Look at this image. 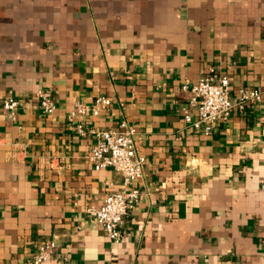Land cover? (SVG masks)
I'll return each mask as SVG.
<instances>
[{
  "label": "crops",
  "instance_id": "obj_1",
  "mask_svg": "<svg viewBox=\"0 0 264 264\" xmlns=\"http://www.w3.org/2000/svg\"><path fill=\"white\" fill-rule=\"evenodd\" d=\"M211 74L233 97L264 94V0H0V264H28L49 238L43 264H264V100L206 134L181 85ZM98 96L112 102L86 126L127 121L147 157L121 242L87 209L122 177L95 168L68 118Z\"/></svg>",
  "mask_w": 264,
  "mask_h": 264
},
{
  "label": "built area",
  "instance_id": "obj_2",
  "mask_svg": "<svg viewBox=\"0 0 264 264\" xmlns=\"http://www.w3.org/2000/svg\"><path fill=\"white\" fill-rule=\"evenodd\" d=\"M215 69L211 68L214 73ZM181 89L190 93L189 104L196 118L193 126L211 134L220 123L228 120L231 113L238 108L243 111L248 106L260 104L264 94L259 88L243 86L239 88L236 97L230 92V78L227 74L219 76L208 75L197 82L186 80ZM39 106L46 113L57 109L53 93L40 89L36 93ZM107 96H98L91 103L76 100L68 113L69 119L77 120V131L94 139L91 160L97 170L113 168L122 177V186L110 192L99 207L90 206L88 215L98 226L102 227L112 242H121L125 238L122 225L126 217L134 210L142 192L135 185L146 170L147 157L142 154L136 143L137 130L123 120L119 128L98 129L87 127L83 118L97 116L100 111L111 104ZM20 101L14 97L3 100V111L11 121L17 120ZM187 113L186 119H191ZM59 247L57 240L49 238L39 245L36 253L28 264H43L50 259L52 251Z\"/></svg>",
  "mask_w": 264,
  "mask_h": 264
}]
</instances>
